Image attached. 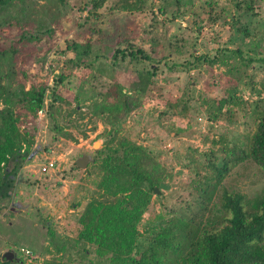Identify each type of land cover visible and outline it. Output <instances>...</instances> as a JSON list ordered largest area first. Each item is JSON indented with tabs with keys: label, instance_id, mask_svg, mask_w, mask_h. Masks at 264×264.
<instances>
[{
	"label": "rangeland",
	"instance_id": "374dc122",
	"mask_svg": "<svg viewBox=\"0 0 264 264\" xmlns=\"http://www.w3.org/2000/svg\"><path fill=\"white\" fill-rule=\"evenodd\" d=\"M32 1V8L37 10L34 22L55 27L56 33L46 35L40 42H31L29 50L21 49L13 60L17 67L38 81H45L48 88L45 107L38 112L33 143L23 145L29 155L15 171L8 195L0 198V264H80L76 248H71L70 252L56 251L50 232H54L58 241L70 239L75 244L79 238L80 218L88 204L113 199L100 188L102 174L92 162L95 150L105 145L102 135L105 128L108 131L111 128L98 121L85 104L77 110L75 97L87 104L114 78L127 85L132 80L133 68L123 66L114 71L108 68L103 74L98 73L86 81L93 69L70 60L75 53L68 48L69 41L76 38L84 41L88 34L98 39V33L89 32V27H100L104 34L103 43L98 41L100 53L106 52L104 44L115 45L124 34L150 48L146 30L150 27L161 38L164 35L186 38L179 42L182 46L177 52L178 59L185 60L193 50L214 56L224 47L237 45L256 46L255 52L260 51L261 56L264 55V35L256 31L245 36L236 31L238 22L247 25L250 16L242 14L238 20L237 11L230 3L232 0H197L199 9L195 7L192 12L176 16L174 20H171L172 11L167 15L159 12L163 0H147L143 12L121 8L120 0H107L100 19L89 18L87 11L79 8L81 0H65L68 4L61 10L56 0ZM253 1L256 9L262 11L259 17L264 18V0ZM201 7L212 10L211 18L201 13ZM160 49L165 53L168 50L163 41ZM157 55L160 57V52ZM104 61L105 58L101 57L94 72ZM146 65H149L147 61ZM157 67L159 70L154 81L160 90L146 101L143 110L133 113L121 124L123 134L148 146L168 167L162 188L153 195L144 220L154 214L155 220L158 216L170 218L174 212L198 211L200 207L195 200L198 193L193 180H204L207 170L217 169L211 160L217 159L220 163L224 156L220 149L221 139L229 146L246 143L254 129L252 105L258 100L259 105H263L261 100L264 101V92L257 84L264 78V64L251 70L250 76L242 80L230 77L225 65L192 68L189 72L168 71L163 61ZM62 70L67 76L65 84L60 85L65 88V100L55 102L54 89ZM24 80L29 87V81ZM233 86H236L235 97L242 101V105L227 103L223 113L219 114L216 101ZM179 97L185 101L186 114L177 113L182 104L174 105L172 112L164 114L167 104H174ZM227 109H231V115L226 113ZM79 159L85 160L84 167L77 165ZM49 161L54 162V167L42 172V165ZM222 185L243 193L246 198L254 197L264 189V170L247 159L232 169ZM90 249L94 253L95 247ZM9 252L13 253V260L4 259ZM93 253L89 258L94 262Z\"/></svg>",
	"mask_w": 264,
	"mask_h": 264
},
{
	"label": "trees",
	"instance_id": "16d2710c",
	"mask_svg": "<svg viewBox=\"0 0 264 264\" xmlns=\"http://www.w3.org/2000/svg\"><path fill=\"white\" fill-rule=\"evenodd\" d=\"M56 1L60 10L68 4L65 0ZM106 1L81 0L79 8L86 10L89 18L100 19ZM232 1L238 20L242 14L250 16L247 25L238 22L236 31L245 36L256 31L264 35V18L259 17L262 11L256 9L254 1ZM32 3V0H0V198L8 195L15 171L29 155L23 145H32L37 132L38 112L46 104L47 83L38 81L13 61L21 49L29 50L31 42H40L46 35L56 33L55 27L34 22L37 10L32 8ZM146 3L147 0H120L121 8L139 12H143ZM198 6L197 0H163L159 12L167 15L172 11L171 20H174L176 16L192 12L195 7L199 9ZM205 9L201 7V13L211 18L212 10ZM151 12L157 21L154 8ZM146 30L150 48L124 34L115 45L104 44L106 52L100 53L98 41L101 40L99 43L102 44L104 38L100 27H89V32L98 33V39L88 34L84 41L76 38L68 43V48L75 53L70 60L93 69L86 81L98 73L103 74L108 68L114 71L123 66L133 68V77L127 85L117 78L109 81L88 105L75 97L77 110L85 104L98 121L111 128L109 131L105 128L102 134L105 145L95 150L92 162L102 174L100 188L113 199L88 204L80 218L79 238L75 244L70 239L58 241L51 231L54 248L58 253L76 248L80 264H264V189L260 194L246 198L243 193L222 185L232 169L247 159L264 170V101L261 100L263 105H259L260 100L252 105L254 129L246 143L229 146L221 139L220 149L224 156L220 163L217 159L211 160L217 169L207 170L204 180H193L198 193L195 200L200 209L190 213L174 212L166 219L158 216V222L155 221L157 217L154 220L155 214L148 220H144V214L150 209L153 195L158 193L156 188H162L168 167L152 149L121 131V124L133 113L143 110L146 101L160 90L154 81L160 62L163 61L171 72L225 65L230 77L242 80L250 76L251 70L264 64V55L255 52L256 46L237 45L224 47L214 56L193 50L189 58L180 60L178 53L182 45L179 42L186 38L178 35L161 38L153 28ZM161 41L168 48L166 53L160 49ZM101 57L105 61L94 72ZM66 78L62 70L54 89L55 102L65 100V88L60 85L65 84ZM24 79L29 81V87ZM252 81L255 82L254 78ZM257 84L264 92V78ZM190 86L194 87L192 83ZM235 91L236 86H233L217 99L219 114L223 113L227 103L242 105V101L235 97ZM182 100L179 97L174 104H167L164 114L172 112L174 105L182 104L177 113L185 115L186 104ZM226 113L231 115V109ZM90 247H95L94 253ZM90 253L95 256L94 262L89 258ZM69 256L72 258V254Z\"/></svg>",
	"mask_w": 264,
	"mask_h": 264
},
{
	"label": "water",
	"instance_id": "95a60500",
	"mask_svg": "<svg viewBox=\"0 0 264 264\" xmlns=\"http://www.w3.org/2000/svg\"><path fill=\"white\" fill-rule=\"evenodd\" d=\"M84 162H85V160L79 159V160H77V165L80 166V167H84L85 166ZM156 191L159 192L160 191L159 188H156ZM13 256H14L13 253L9 252L8 254H6L4 256V259H6V260L12 259L13 260Z\"/></svg>",
	"mask_w": 264,
	"mask_h": 264
},
{
	"label": "built area",
	"instance_id": "2783aa9c",
	"mask_svg": "<svg viewBox=\"0 0 264 264\" xmlns=\"http://www.w3.org/2000/svg\"><path fill=\"white\" fill-rule=\"evenodd\" d=\"M53 167H54V162L53 161H49V162H47V163L42 165L41 170H42V172H48Z\"/></svg>",
	"mask_w": 264,
	"mask_h": 264
}]
</instances>
